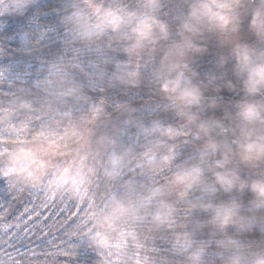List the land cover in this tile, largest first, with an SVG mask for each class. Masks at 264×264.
Returning a JSON list of instances; mask_svg holds the SVG:
<instances>
[{"label": "clouds", "instance_id": "clouds-1", "mask_svg": "<svg viewBox=\"0 0 264 264\" xmlns=\"http://www.w3.org/2000/svg\"><path fill=\"white\" fill-rule=\"evenodd\" d=\"M39 3L0 0V59L21 69L22 90L32 95L36 112L82 109L94 141L85 139L62 164L54 155L64 153L35 145L40 135L31 147L0 154V180L21 205H0V264H114L135 214L149 221V231L152 221L173 230L169 264H264V0H180L170 19L160 14L161 0H143L139 11L106 7L103 0H66L50 9L56 23L44 24ZM122 25V35L109 36L106 46L122 40L126 59L107 57L101 37ZM213 41L215 70L202 75L193 67L195 57ZM145 88L147 99L140 95ZM222 88L240 97L228 102L234 112H224L235 125L230 143L213 135L229 130L223 119H201L206 108L220 106ZM0 111L7 121L8 109ZM160 111L179 119L146 123ZM130 127L143 138L134 154L123 139ZM189 134L204 141L196 163L177 167L166 184L145 192L129 181L115 192L113 184L133 160L142 170L160 172L174 159L171 142ZM216 184L238 195L186 206L210 210L194 225L196 231L209 227L206 239L176 222L172 203L157 200L173 194L184 200L195 186L215 193ZM25 237L54 251L39 253L21 242ZM18 243L27 249L23 254Z\"/></svg>", "mask_w": 264, "mask_h": 264}, {"label": "trees", "instance_id": "trees-1", "mask_svg": "<svg viewBox=\"0 0 264 264\" xmlns=\"http://www.w3.org/2000/svg\"><path fill=\"white\" fill-rule=\"evenodd\" d=\"M66 0H40V3L36 7L41 11L42 15L39 17L41 24L44 23H56L57 16L55 13L50 12L53 7H59L65 3ZM105 6L111 7H123L126 10L142 9L143 0H103ZM180 0H161L162 7L160 14L163 16L167 14L166 18H171L173 15L180 11L178 7ZM124 25L121 26L120 31L112 32L111 30L105 32L100 43L105 45L102 48V54L107 57H115L117 59H126L125 53L122 51L123 41L119 39H113L111 41V48L106 45L108 43L109 36L120 37L125 30ZM19 31V29L17 30ZM18 42V41H17ZM217 49L215 44L209 47V50L203 54L195 57V67L202 75L205 72L215 70V64L218 60ZM16 60L21 59L16 57ZM24 77L20 68L12 67V60L5 58L0 59V109H8L7 121H3V111H0V154L13 148L24 147L32 140L33 137L40 135L43 137L40 140L35 141V145L41 148H47L53 154L64 153V155H54L55 162L62 164L66 160L72 157L73 149L80 144L77 142L79 133H83L85 129L83 123H79V120H85V112L82 109H62L57 113L41 116L39 112L35 111L36 104L32 98V95L23 89ZM226 89V88H225ZM225 93H231L226 89ZM234 93V92H232ZM140 95L148 98L149 91L145 88L140 91ZM235 99H239V95L234 93ZM237 95V96H236ZM26 105V106H22ZM230 112L235 110L231 107ZM159 117L164 122L176 123L179 119L171 112L160 111L150 117L146 123L150 122V119ZM223 119L224 123L229 126V130L223 134L219 133V129L213 133L217 140L223 142L228 140L230 143L232 138V128L234 124L228 119L224 118V114H213V112L206 108L201 114V119ZM59 121V123H57ZM93 133L88 134L92 136ZM125 146L133 147V154L139 151L138 145L143 142V138L139 137L135 127L128 128L123 136ZM203 139L198 138L192 134L187 137H178L171 143L175 144L173 152L175 153L174 159L168 168L163 169L160 172L153 173L147 169L142 170L136 166V161H132L128 165V169L121 171V174L117 177L118 183L113 184V188L117 194L124 191L125 181L131 182V185L137 192H145L148 189L157 185L166 184V177L176 170L177 167H186L196 163L201 155L199 146L203 144ZM28 146H33L28 144ZM223 143L221 144V148ZM234 147V146H233ZM82 151H86L87 148H82ZM123 160H127L129 157L123 154V149L118 150ZM217 159H219V152L217 153ZM232 165H229L231 167ZM241 168L243 166L241 165ZM130 169V170H129ZM209 179H212L211 173L205 174ZM217 191L210 193L203 190L199 186L193 187L188 196L184 200H178L173 194L171 196L158 197L157 200H164L174 205L176 211L174 213V219L177 223H185L188 225V229L196 231L194 228L195 222L198 220H206L210 217L211 212L205 211L199 207L189 210L186 206L189 203H196L197 201L207 202L212 200L213 202H219L226 200L230 195H238L235 189L231 193L225 192L219 185H215ZM3 180H0V205L7 206L10 202L20 208L21 205L12 198ZM250 193L245 190L244 199L247 201ZM150 211L155 212L154 206H150ZM148 220L138 218V214H135L132 219L129 220L124 234V244L122 249L116 250V256L118 260H114V264H169L172 254L168 251L170 248V237L172 229L158 228L154 221H152V228L148 230ZM179 230V229H177ZM231 233L233 228H229ZM209 233V227H204L201 231H196V237L198 239H206ZM27 242V246L31 247L39 253L52 252L54 249L47 243L41 245L38 242H33L31 238L25 237L21 242ZM19 253L23 254L27 249L25 247H19L17 244ZM11 250V249H10Z\"/></svg>", "mask_w": 264, "mask_h": 264}, {"label": "rangeland", "instance_id": "rangeland-1", "mask_svg": "<svg viewBox=\"0 0 264 264\" xmlns=\"http://www.w3.org/2000/svg\"><path fill=\"white\" fill-rule=\"evenodd\" d=\"M213 44H215V42L213 41L212 43L209 44V47L212 46ZM226 92V89L225 88H222L218 94V96L221 98L220 100V106L217 107V108H209L213 114H220V113H223L225 112V109L227 108L228 110L231 109V106L229 105V101H236V97L234 95V93H225ZM237 96V95H236ZM84 122V119H81L79 120V123H83ZM89 132H87L85 129L83 130V133H79V138L77 140V142L81 141L80 144L85 140V139H89V140H93L94 141V134H92V136H88Z\"/></svg>", "mask_w": 264, "mask_h": 264}]
</instances>
